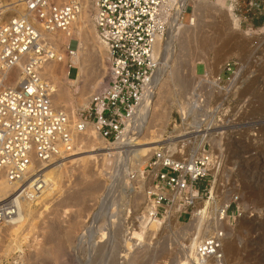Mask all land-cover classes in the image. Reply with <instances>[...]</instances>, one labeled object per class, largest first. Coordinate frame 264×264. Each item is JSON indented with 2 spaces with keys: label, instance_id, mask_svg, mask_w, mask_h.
I'll return each mask as SVG.
<instances>
[{
  "label": "rangeland",
  "instance_id": "rangeland-1",
  "mask_svg": "<svg viewBox=\"0 0 264 264\" xmlns=\"http://www.w3.org/2000/svg\"><path fill=\"white\" fill-rule=\"evenodd\" d=\"M49 1L64 3L68 0ZM76 1L87 9L82 33L75 29L78 23L71 26L69 39L57 43L56 52L62 59L49 62L57 81L54 88L61 85L66 90L62 95L65 98L56 101V108L72 115L86 108L90 96L103 84L106 53L94 28V4L91 0ZM209 1L212 6L206 5L207 13L202 17L194 10L195 4L186 0L185 6L175 13V20L179 23L182 17V21L187 22L192 17V27L199 22L203 24L204 36L212 37L211 45H202L200 36L190 37L188 33L184 34V42L181 34L176 33L170 49L166 50L169 25L161 37L156 69L158 83L146 107L147 120L143 127L138 126L135 111L123 136L124 144H129L126 147L129 152L118 154L122 149L120 139L107 143L96 135L90 146L83 145V139L77 146L79 149L63 159L66 162L55 171L56 177L61 175L59 179L55 177L56 185L47 186L49 183L43 181V193L28 203L25 221L17 222L20 226L16 228L6 224L0 227V264H179L184 250L190 248L191 238L185 229L187 220L182 222L175 213L169 215L166 224L161 222L150 232L147 230L143 240L129 241L131 228L138 224V216L145 213L153 178L149 172L142 179L137 177L139 168L148 169L146 163L153 151L143 157L135 155L131 149L137 140L159 139L144 146L159 145L173 121L179 123V111L189 106L187 96L203 71L213 79L228 58L237 59L242 66L233 85L223 81V88L204 87L210 92L206 91L207 99L201 104L202 108L217 107L218 118L227 126L222 134L219 132L211 138L212 148L220 157L219 165L210 171L209 185L203 191L206 194L196 206L210 196L211 184L210 210L228 203L231 209L239 207L240 215L229 226L223 240L224 263L264 264V33L256 35L248 30L260 18L253 10L247 11L243 1L238 2L235 10H232L231 0ZM225 6L231 7L235 22L229 19ZM21 9L17 0H0V21L18 15ZM67 45L79 50L75 66L66 53ZM67 65H71L68 77H75L79 72L77 82L63 83L62 72L68 71ZM222 76L225 78L227 74ZM190 104L196 105V100ZM90 149L95 151L89 152ZM89 154L96 158L86 162L82 169L80 160ZM117 163L127 165V169L119 179H112ZM131 173L136 175L134 180L130 179ZM86 182L92 184L85 186ZM197 187L202 188L203 183Z\"/></svg>",
  "mask_w": 264,
  "mask_h": 264
},
{
  "label": "built area",
  "instance_id": "built-area-1",
  "mask_svg": "<svg viewBox=\"0 0 264 264\" xmlns=\"http://www.w3.org/2000/svg\"><path fill=\"white\" fill-rule=\"evenodd\" d=\"M17 1L21 12L0 21V176L14 184L11 195L0 202V227L16 218L18 201L33 199L43 189L44 165L72 153L88 127L107 143L120 139L158 67L157 39L166 32L177 8L186 4L184 0H91L96 36L106 51L104 82L90 96L87 107L72 115L52 105L54 87L42 77L41 69L56 57L54 44L45 34L67 31L79 3ZM239 1L231 0L232 10ZM241 1L260 18L248 30L261 35L264 0ZM66 49L72 56L74 50L68 45ZM239 67L237 59L228 58L213 79L205 70L197 77L186 99L189 106L179 111V123L173 121L166 138L148 158V169L140 175L141 179L148 172L153 176L146 202L148 218L163 219L173 206L178 219L187 220L192 264H225L221 248L226 230L240 215L239 207L231 209L230 203L214 210L208 203L197 223L191 219L206 194L210 171L219 165L211 138L227 126L218 118L217 107L202 108L210 92L204 87H216L214 80L221 84L235 81ZM194 100L198 104L191 105ZM120 166L121 173L127 169L117 163L112 179ZM135 176L131 173L130 179ZM200 182L203 187L199 189Z\"/></svg>",
  "mask_w": 264,
  "mask_h": 264
},
{
  "label": "bare ground",
  "instance_id": "bare-ground-1",
  "mask_svg": "<svg viewBox=\"0 0 264 264\" xmlns=\"http://www.w3.org/2000/svg\"><path fill=\"white\" fill-rule=\"evenodd\" d=\"M189 2H192V3H194L195 4V7H194V10L195 9H197L199 12H200V14H202V17L205 15L206 16V13H207V7H206V5H209V6H212L211 4H210V1L209 0H188ZM82 2H84V1H82ZM184 2H186V0L184 1ZM85 3V2H84ZM224 3V2H223ZM227 3V2H226ZM226 3H224V4H226ZM83 7V8H80V7ZM85 5L84 4H80L79 3V11H78V14H77V16L75 17V19H74V21L72 22V25L71 26H73V25H75V24H77L76 25V30H77V32L80 34V33H82V28H83V23H84V20H85V14H86V10H85ZM222 7V6H221ZM225 7H227V9L229 10V12H228V15H229V19H231V20H233V22H235V17H234V14L233 13H231V7L230 6H225ZM180 8H181V6H179L178 8H177V10L173 13V15H172V17H171V19H170V22L168 23V25H169V35H168V38H167V40H166V43H165V49L166 50H168V49H170V46H171V43H172V41H173V39H174V36L175 35H177L178 33H180L181 35H180V37H182V39H183V41H184V34L185 33H188V35L190 34V37H191V35H193L194 37H197V36H200L202 39H200V41H201V44L202 45H206V46H209V45H211V43H212V37H206V36H204V25L203 24H201L200 22H199V24L198 25H196V26H194V27H192L191 25H193L194 24V20H193V18L191 17V18H189L188 19V21L187 22H183L182 20L179 22V23H177L176 22V12H178L179 10H180ZM210 8V7H209ZM218 10V9H217ZM227 10V11H228ZM219 11V10H218ZM21 12V11H20ZM19 12V13H20ZM194 12V11H193ZM210 12V11H209ZM176 13V14H175ZM216 13V12H215ZM218 13V12H217ZM179 19V18H178ZM177 19V20H178ZM232 22V23H233ZM175 23H177L178 25L177 26H175ZM225 23V22H224ZM197 24V23H196ZM234 24V23H233ZM232 24V25H233ZM71 26L69 27V29L67 30V31H65V32H63V31H60V30H58V31H55L54 33H46L45 35H47V37L49 38V40L54 44V48H55V55H56V57H54V58H52V59H57V60H61L62 59V55H60V54H57V52L56 51H58V49H57V47H58V42H64V41H66L67 39H69V37H70V29H72L71 28ZM168 28V27H167ZM167 30V29H166ZM218 30V29H217ZM213 31H214V29H213ZM177 33V34H176ZM61 34H63V35H61ZM54 35H57L56 36V38H54ZM187 35V34H186ZM185 35V36H186ZM189 37V38H190ZM181 40V39H180ZM160 41H161V37H159L158 39H157V42H156V47H155V52H156V55L158 56V47H159V43H160ZM180 42H182V40L180 41ZM185 42V41H184ZM182 44L184 45L185 43H183L182 42ZM80 46H77V48H79ZM78 49H76V50H74V53L72 54V56H71V64L72 65H76V63H78V59H79V56H78V51H77ZM203 58H206V57H203ZM52 59H50V60H48L46 63H44L43 64V66H42V69H41V75H42V77H44L45 79H47L48 81H50L51 83V85L54 87V84H57L56 82L57 81H54L55 79H56V77H55V74H54V71H53V68H52V66H50L49 65V62L52 60ZM198 59V58H197ZM205 60V59H204ZM50 63H52V61L50 62ZM158 65H159V56H158ZM67 68H68V71H69V66L67 65ZM241 68H242V66L240 65V67H239V73H240V71H241ZM156 69H158V67L156 68ZM68 71H65V72H62V81H63V83L64 82H66V83H75V82H77L78 81V79H79V72H78V74L75 76V77H72V78H70V77H68ZM59 73V72H58ZM157 73H158V70H155V72H154V75H153V77H152V81L150 82V84L148 85V87H147V89L145 90V92H144V94H143V98H142V101H141V103L139 104V106L136 108V114H137V118H138V121H137V124H138V126H142L143 127V124H144V122H145V120H147L146 119V117H147V113L145 112L146 111V107H147V104H148V101H149V98H150V96H151V93H152V90L156 87V84L158 83L157 82ZM238 73V74H239ZM94 78V77H93ZM96 78V77H95ZM94 78V79H95ZM16 79V76H15V78H14V80ZM96 80V79H95ZM236 80V79H235ZM61 81V82H62ZM99 82V81H98ZM93 83V82H92ZM213 83H215V84H217V86L218 87H220V88H223L224 86L221 84V82H218V81H216V80H214L213 81ZM233 83H234V81L233 82H229V86H231V85H233ZM227 85V84H226ZM225 85V86H226ZM66 94V90L65 89H63V87L61 86V85H59V88L58 89H55L54 88V90H53V94H52V105L54 106V107H58V104H56V101L57 100H61V98H62V95L64 96ZM63 98H65V97H63ZM62 98V99H63ZM196 104H198V101L196 100ZM59 109V108H58ZM63 110V109H62ZM63 111H65V110H63ZM161 111V110H160ZM65 112H67V111H65ZM67 113H69V112H67ZM164 113V112H163ZM70 114V113H69ZM160 114H162V113H160ZM134 116H135V112H134V114H133V117L130 119V121H132L133 120V118H134ZM130 121H129V123H130ZM129 125V124H128ZM127 127V126H126ZM91 129H93L92 127H88L87 129H86V131L83 133V134H81L80 136H79V140H78V144H80V143H83V139H84V143H83V145H86L87 143V146H90V145H92L93 143L92 142H94L95 141V139H96V137H94V136H96L97 134H96V132H94V130H91ZM125 130H126V128L124 129V133H125ZM124 133L122 134V136L120 137V144H119V147L120 148H122V149H120L119 151H117L118 152V154L120 155L122 152L124 153L125 151H126V153L125 154H127V152H129V150L130 149H126V147H128L129 146V144H124V142H123V136H124ZM139 133V132H138ZM139 135V134H138ZM86 138V139H85ZM214 140V139H213ZM158 141H160L159 139L158 140H150V141H145V142H139V140H137V141H135L136 143L135 144H133V148L131 149V151H133L134 152V154L135 155H137V156H145V155H148L150 152H152L154 149H156L157 147H158V145L156 146V145H154V146H144V145H150V144H153V143H156V142H158ZM213 142H215V141H213ZM214 144V143H213ZM215 144H216V142H215ZM141 146H144V147H141ZM216 147V146H215ZM76 149H79V148H76ZM99 149H102V148H98V150ZM89 152H91V151H95V149H90V150H88ZM109 153V152H108ZM74 154V152H72V153H69V154H66V155H63V156H61V157H59V158H54V159H52V160H50L49 162H47V164L46 165H44V168L42 169V177L44 178L43 179V181H44V184L45 183H49V185L47 184V186H52V184H53V186L54 185H56V183L55 182H57V181H55V179L56 178H58V176L56 177L55 175V171L59 168V166H63V164H64V162H66V161H62L63 159H65L66 157H69V156H71V155H73ZM132 155V154H131ZM102 156H104V154L102 155ZM101 156V157H102ZM132 157V156H131ZM96 158V155H94V154H89V155H87V156H85V158H82L81 160H80V162H81V168L82 169H85V167H86V162H89L90 160H94ZM103 158V157H102ZM58 161V162H57ZM60 161V162H59ZM68 161H73V160H68ZM140 162H141V160H140ZM123 163V162H122ZM119 164V163H118ZM121 164V163H120ZM60 169H61V167H60ZM59 170V169H58ZM57 170V171H58ZM138 175H137V177L138 176H140V175H144V172H142V170H141V168H139L138 170ZM61 172V171H60ZM215 174V173H214ZM121 175H122V173H121V166L118 168V170L116 171V174H115V176H114V178L113 179H119L120 177H121ZM56 177V178H55ZM60 177H61V175H60ZM59 177V178H60ZM58 178V179H59ZM57 180V179H56ZM59 181V180H58ZM137 181V180H136ZM138 181H139V179H138ZM137 181V182H138ZM55 183V184H54ZM87 183V182H86ZM91 183V182H90ZM90 183H87L85 186H90L89 184ZM136 183V182H135ZM92 184V183H91ZM111 184V183H110ZM140 190H142L143 191V186H142V183L140 182ZM138 187V186H137ZM139 188V187H138ZM138 188H136V189H138ZM151 188V187H150ZM149 188V189H150ZM210 188H211V184H210V187H209V192H210V197H213V195L211 194V190H210ZM212 188H214V185L212 186ZM13 189H14V184H12V183H9L6 179H4V177L3 176H0V202H2V201H4L5 199H7L10 195H11V193L13 192ZM45 189H47V188H45ZM87 189V188H86ZM43 190H44V187H43V189L41 190V192L40 193H38V194H36L35 196H34V198H36V199H38V198H40V196L42 195V193H43ZM139 190V189H138ZM135 191V190H134ZM141 191V192H142ZM89 192V191H88ZM144 193H146V192H144ZM145 196H146V194H145ZM78 198H80V197H78ZM31 202V199H29V198H23V199H21L20 201H18V206H19V213H18V215L16 216V218L13 220V221H11L10 223H7L6 225H8L10 228L12 227V228H16V227H19L20 225V223H18L17 224V222H19V221H25V219H26V217H27V215H28V203H30ZM209 202H208V200H206V199H204L203 200V202L202 203H200L199 204V206H197V208H196V212L195 213H197L196 215V217H191V219H193V221L195 222V223H197L199 220H200V216H198V214L200 215V214H202L203 213V211H204V209L207 207V204H208ZM23 205H25V206H23ZM224 205V204H223ZM222 205V206H223ZM145 209H146V205H145ZM173 209H174V207L173 206H171V208H170V210H172V213H175L174 211H173ZM177 216V215H176ZM194 216V215H193ZM169 216H165L162 220H160V219H152V218H148L147 217V214H146V210H145V213H143V215L141 214V216L139 217L138 216V224L135 226V227H133V228H131V231L129 232L130 234H131V237L129 238V241H131L132 239H136V240H143V236L145 235V233H146V231L148 230H153L154 228H156L157 226H159V225H161V222L162 223H164V224H166V220H167V218H168ZM119 225V224H118ZM104 229V228H103ZM105 229H107V227H105ZM229 229V228H228ZM228 229L226 230V234H228L229 233V231H228ZM147 231V232H148ZM150 232V231H149ZM186 232V231H185ZM184 232V233H185ZM187 233V232H186ZM185 233V234H186ZM189 233V232H188ZM102 234H104V232L102 233ZM225 245V244H224ZM103 247V246H102ZM190 247V246H189ZM226 247V246H225ZM221 250H222V252H223V244H222V248H221ZM231 250V249H230ZM188 251H189V254H188ZM183 256V255H182ZM192 256V250L190 251V250H187V251H185L184 250V256H183V259H179V264H192V261H191V257ZM246 256V255H245ZM244 257V256H243ZM257 261V260H256Z\"/></svg>",
  "mask_w": 264,
  "mask_h": 264
}]
</instances>
